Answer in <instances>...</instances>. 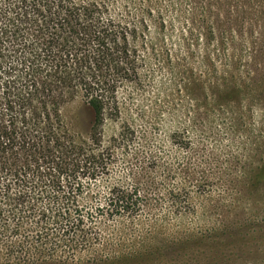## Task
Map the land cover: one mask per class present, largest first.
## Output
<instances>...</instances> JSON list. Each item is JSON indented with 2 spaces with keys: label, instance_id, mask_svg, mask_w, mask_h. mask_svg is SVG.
<instances>
[{
  "label": "trees",
  "instance_id": "1",
  "mask_svg": "<svg viewBox=\"0 0 264 264\" xmlns=\"http://www.w3.org/2000/svg\"><path fill=\"white\" fill-rule=\"evenodd\" d=\"M222 1L0 0V264L144 258L123 226L105 234L96 226L103 214L134 218L142 208L135 190L91 187L113 155L104 123L139 106L157 71L179 91L194 65L216 71L212 50L233 49L210 12ZM223 89L233 88L213 87L212 97ZM156 90L151 96H164ZM75 98L92 114L86 137L62 118ZM132 132L126 123L124 144ZM89 192L102 201L87 208L79 200Z\"/></svg>",
  "mask_w": 264,
  "mask_h": 264
},
{
  "label": "rangeland",
  "instance_id": "2",
  "mask_svg": "<svg viewBox=\"0 0 264 264\" xmlns=\"http://www.w3.org/2000/svg\"><path fill=\"white\" fill-rule=\"evenodd\" d=\"M210 12L219 18L218 38L233 36L232 51L212 50L216 71L194 65L183 91L157 71L139 106L104 123L102 141L113 155L91 187L135 190L142 208L134 218L103 214L96 226L102 234L123 226L144 253L104 264H264V0H223ZM213 87L233 89L212 97ZM159 88L164 96H151ZM61 113L71 133L88 135L92 114L79 98ZM126 123L133 132L124 144ZM101 199L89 192L79 201L89 208Z\"/></svg>",
  "mask_w": 264,
  "mask_h": 264
}]
</instances>
